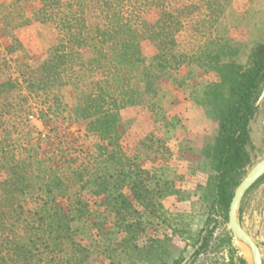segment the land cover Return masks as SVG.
I'll use <instances>...</instances> for the list:
<instances>
[{"label": "rangeland", "instance_id": "374dc122", "mask_svg": "<svg viewBox=\"0 0 264 264\" xmlns=\"http://www.w3.org/2000/svg\"><path fill=\"white\" fill-rule=\"evenodd\" d=\"M21 2L25 4L22 9ZM21 2L0 0V139L9 134L16 141L17 156L30 155L21 146L29 137L27 129L22 132L21 123L24 112L37 113L35 107L43 106L60 112L57 127L75 133L81 171L93 173L75 187L84 190L74 200L91 202L89 214L72 223L84 248L78 254L79 262L248 264V253L229 228V209L223 210L217 197L220 125L205 91L218 83L219 77L214 71H206L202 60L207 61L211 43L215 48L226 45L225 49L233 53L225 56L224 62L247 66L252 50L264 43V0H225L220 14L217 6H208L209 0H169L170 8L181 9L184 15L174 51L186 56L187 62L177 71L148 78L138 102L120 101L118 137L112 145L88 131L89 121L73 115L78 100L89 94L78 80L64 77L41 81L46 74L40 70L53 58L58 34L53 24L39 20L40 0ZM160 14L155 9L146 18L153 22ZM97 15L96 11L89 13L93 18ZM4 16L13 23L27 16L30 24L5 28ZM142 46L145 58L126 70L150 75L155 71V48L146 39ZM93 56L91 50L79 52L84 62ZM100 76L92 73L93 79ZM29 121L34 128L44 129L38 117H29ZM250 129L247 151L251 162L240 182L264 158V100ZM7 130L9 133H4ZM103 174L111 177L106 180L112 187L127 193L130 183L141 186L145 196L154 199V208L149 211L134 203L128 210L129 225L121 226L116 212L111 211L112 203L95 186L108 184L101 179ZM5 175L0 171V182ZM29 175L34 178L37 172L32 169ZM19 202L25 203L28 217L37 206L33 200ZM240 216L243 227L258 243L264 263V177L246 195ZM138 218L142 221L140 229L135 224ZM96 223L101 224L99 230L93 229Z\"/></svg>", "mask_w": 264, "mask_h": 264}, {"label": "trees", "instance_id": "16d2710c", "mask_svg": "<svg viewBox=\"0 0 264 264\" xmlns=\"http://www.w3.org/2000/svg\"><path fill=\"white\" fill-rule=\"evenodd\" d=\"M224 1L209 0L208 6H217L220 14ZM40 2L39 20L53 24L58 34L54 56L40 70L46 74L41 81L49 83L64 77L78 80L89 94L78 100L73 115L89 121L88 131L112 145L118 137L120 101L136 102L148 78L177 71L187 62L186 56H178L174 51L176 36L184 24L182 10L170 8L169 0ZM24 5L21 2L19 7L22 9ZM155 9L161 14L151 22L146 15ZM92 11L98 13L94 18L89 16ZM2 23L5 28H19L30 24V19L20 16L13 23L4 16ZM144 39L155 48V71L150 75L144 72L136 75L126 67L145 58ZM225 48L226 45L215 48L210 43L207 61L202 60V64L206 71H214L219 77L218 83L209 86L205 94L214 106L220 125L216 145L219 153L216 191L223 210H228L242 173L251 162L247 146L251 122L264 90V43L252 50L245 67L224 62L225 56L233 54ZM83 50H91L94 56L81 61L79 52ZM92 73L101 76L93 79ZM35 108L37 113L24 112L25 121L21 123L22 132L27 129L29 134L21 146L28 149L30 155L17 156L16 141L9 134L0 139V171L6 174L0 182V264H81L78 254L84 248L77 241L72 223L89 214L91 202L74 200L84 190L75 187L93 173L89 171L85 175L81 171L75 133L57 127L60 112L50 106ZM29 117H38L44 129L34 128L28 122ZM32 169L37 172L34 178L29 175ZM106 178L111 177L102 175L101 179L108 183L106 186L100 183L95 186L106 195L108 203H112L111 211L116 212L121 226L129 225L128 210L134 203L149 211L154 208V199L145 196L141 186L130 183L127 193L112 187ZM22 200L36 202V209L30 210L29 217L25 203L19 202ZM135 224L140 229L142 221L138 218ZM93 225L94 230L101 226ZM227 241L231 242L229 236Z\"/></svg>", "mask_w": 264, "mask_h": 264}, {"label": "water", "instance_id": "95a60500", "mask_svg": "<svg viewBox=\"0 0 264 264\" xmlns=\"http://www.w3.org/2000/svg\"><path fill=\"white\" fill-rule=\"evenodd\" d=\"M264 100V90L260 97L259 104ZM264 176V158L260 160L239 183L229 207V228L237 244L246 250L248 255L245 260L248 264H264L261 249L258 243L245 230L241 222V209L245 197L252 187Z\"/></svg>", "mask_w": 264, "mask_h": 264}, {"label": "flooded vegetation", "instance_id": "af4514ba", "mask_svg": "<svg viewBox=\"0 0 264 264\" xmlns=\"http://www.w3.org/2000/svg\"><path fill=\"white\" fill-rule=\"evenodd\" d=\"M263 177H264V176H263ZM263 177H262V178H263ZM262 178H261V179H262Z\"/></svg>", "mask_w": 264, "mask_h": 264}, {"label": "built area", "instance_id": "2783aa9c", "mask_svg": "<svg viewBox=\"0 0 264 264\" xmlns=\"http://www.w3.org/2000/svg\"><path fill=\"white\" fill-rule=\"evenodd\" d=\"M32 118V117H31Z\"/></svg>", "mask_w": 264, "mask_h": 264}]
</instances>
